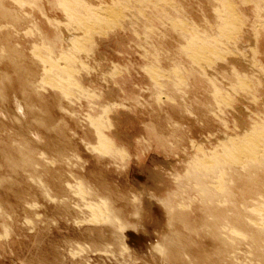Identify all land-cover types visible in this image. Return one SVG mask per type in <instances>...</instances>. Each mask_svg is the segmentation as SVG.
Returning <instances> with one entry per match:
<instances>
[{
    "label": "rangeland",
    "instance_id": "374dc122",
    "mask_svg": "<svg viewBox=\"0 0 264 264\" xmlns=\"http://www.w3.org/2000/svg\"><path fill=\"white\" fill-rule=\"evenodd\" d=\"M263 165L264 0H0V264H264Z\"/></svg>",
    "mask_w": 264,
    "mask_h": 264
},
{
    "label": "bare ground",
    "instance_id": "6f19581e",
    "mask_svg": "<svg viewBox=\"0 0 264 264\" xmlns=\"http://www.w3.org/2000/svg\"><path fill=\"white\" fill-rule=\"evenodd\" d=\"M68 1H69V0H68ZM71 2H72V1H71ZM247 2H248V1H247ZM64 3L67 4V2H64ZM77 3H78V2H77ZM72 4H73V3H72ZM72 4H68V5H72ZM73 5H74V4H73ZM73 5H72V6H73ZM64 6H65V5H64ZM72 6H71V7H72ZM74 6H76V5H74ZM65 7H67V6H65ZM65 7H64V8H65ZM68 7H69V6H68ZM68 7H67V8H68ZM105 8H106V7H105ZM66 10H68V9H66ZM90 10H92V9H90ZM108 10H109V9H108ZM69 11H70V10H69ZM87 11H88V13H89V9H87ZM94 11H95V9H94ZM97 11H98V10H97ZM97 11H96V12H97ZM102 11H103V10H102ZM104 11H106V10H104ZM111 11H112V10H111ZM233 11H234V9H233ZM71 12H72V11H71ZM73 12H74V10H73ZM90 12H92V11H90ZM105 13H106V12H105ZM109 13H110V12H109ZM74 14H75V13H74ZM90 14H91V13H89V15H90ZM95 14H96V13L94 12V13H92L91 15L96 16L97 14H96V15H95ZM75 15H76V14H75ZM86 15H87V14H86ZM106 15H107V14H106ZM109 15H110V14H109ZM76 16H77V15H76ZM81 16H82V15H81ZM94 16H91V17L88 16V18L90 17V19H91V18L93 19ZM98 16H99V15H98ZM98 16H97V17H98ZM110 16H112V15H110ZM79 17H80V16H79ZM84 17H85V16H84ZM84 17L82 16L83 20H84ZM103 17H105V16H103ZM105 18H109V17H105ZM105 18H104V19H105ZM112 18H114V17L112 16ZM68 19H69V18H68ZM78 19H81V17L78 18ZM78 19H77V20H78ZM90 19H88V22H87V20H85V23H83V26H84V27H87V26H88L89 28H91L92 25L94 26V23H96V22H97V23L99 22V23H100V26H101V22H103V21H101V19H102V15H100V19L94 18V19H97L96 21H95V20H91V21H90ZM102 20H103V19H102ZM107 20H108V19H107ZM100 21H101V22H100ZM109 21H110V19H109ZM114 21H115V20H114ZM77 22H78V21H77ZM79 22L81 23V22H83V21H82V20H81V21L79 20ZM79 22H78V24H79ZM235 22H236V21H235ZM103 23H104V22H103ZM110 23H112V22H110ZM104 24H106V23H104ZM79 26H80V25H79ZM90 26H91V27H90ZM95 26H96V24H95ZM100 26H99V27H100ZM108 26H109V25H108ZM81 27H82V24H81ZM88 27H87V28H88ZM87 28H86V29H87ZM89 28H88V30H91V29H89ZM92 28L94 29V28H96V27H92ZM97 28H98V27H97ZM82 29H85V28L82 27ZM101 29H102V28H101ZM101 29L99 28V30H101ZM78 30H79V29H78ZM97 30H98V29H97ZM99 30H98V32H99ZM86 31H87V30H86ZM81 32H82V31H81ZM92 32H95V30H93ZM96 32H97V31H96ZM237 32H238V31H237ZM84 33H85V32H84ZM90 33H91V31H90ZM229 33H230V32H229ZM230 34H231V33H230ZM83 35H84V34H83ZM221 35H222V34H221ZM226 36H227V35H226ZM227 39H228V38H227ZM190 40H191V39H190ZM228 40H229V39H228ZM191 41H192V40H191ZM74 44H76V42H74ZM203 45H204V44H203ZM190 46H191V45H190ZM211 49H212V48H211ZM202 62H203V61H202ZM51 69H53V68H51ZM55 81H56V80H55ZM241 136H242V135H241ZM101 140H102V138L100 139V141H101ZM228 140H229V139H228ZM259 141H260V140H259ZM230 142L232 143V140H231ZM250 142H251V141H250ZM234 143H235V142H234ZM248 144H249V143H248ZM232 145H233V144H232ZM225 147H226V146H225ZM227 147H228V146H227ZM231 147H232V146H231ZM233 147H234V146H233ZM246 148H247V146H246ZM231 149H232V148H231ZM225 150H228V149H225ZM261 150H262V149H261ZM262 151H263V150H262ZM230 152H231V151H230ZM250 152H251V151H250ZM251 153H252V152H251ZM227 154H228V153H227ZM238 154H239V153H238ZM258 154H259V153H258ZM232 155H233V154H232ZM242 155H243V154H242ZM248 155H249V154H248ZM252 155H253V157H255L256 154L253 152ZM230 156H231V155H230ZM234 156H235V155H234ZM236 156H237V155H236ZM249 156H250V155H249ZM258 156H259V155H258ZM228 157H229V156H228ZM246 157H247V156H246ZM260 157H261V156H260ZM232 158H233V157H232ZM250 158H252V157H250ZM250 158H249V159H250ZM245 159H246V158H245ZM230 160H232V159H230ZM243 160H244V159H243ZM235 161H236V160H235ZM255 161H256V160H255ZM259 161H260V160H259ZM244 163H245V162H244ZM247 163H248V162H247ZM250 164H251V163H250ZM245 165H246V164H245ZM263 166H264V165H263ZM255 224H256V223H255Z\"/></svg>",
    "mask_w": 264,
    "mask_h": 264
}]
</instances>
